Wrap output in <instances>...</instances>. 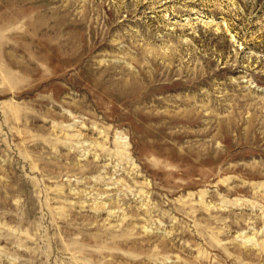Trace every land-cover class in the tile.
I'll return each mask as SVG.
<instances>
[{
	"label": "rangeland",
	"instance_id": "rangeland-1",
	"mask_svg": "<svg viewBox=\"0 0 264 264\" xmlns=\"http://www.w3.org/2000/svg\"><path fill=\"white\" fill-rule=\"evenodd\" d=\"M0 264H264V0H0Z\"/></svg>",
	"mask_w": 264,
	"mask_h": 264
}]
</instances>
